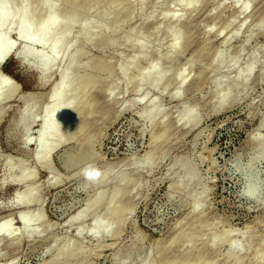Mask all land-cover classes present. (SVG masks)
Masks as SVG:
<instances>
[{
	"label": "rangeland",
	"instance_id": "obj_1",
	"mask_svg": "<svg viewBox=\"0 0 264 264\" xmlns=\"http://www.w3.org/2000/svg\"><path fill=\"white\" fill-rule=\"evenodd\" d=\"M131 1L136 13L122 22L111 35V42L98 38L85 48L83 71L87 76L84 82L88 74L94 72L87 70L90 60L102 67L96 78V112L86 118L95 89L72 102L67 119L76 117L77 122H87L86 130L82 129L78 139H71L52 154L53 174L36 161L42 123L35 115H40L45 108V98L29 102L31 113L22 115L26 101L21 97L31 93L47 96L51 85L60 84L61 78L55 76L51 84L42 86V71L33 67V56L25 64L12 55L0 65V79L5 77L16 88V95L3 103L0 117V220L10 218L12 228L17 230L21 228L18 220L21 212L34 217L40 211L45 223L41 235L17 244L0 237V264L8 261L45 264L62 247L66 250L62 264H68L70 252L80 247H84L85 254L78 257L75 264H160L159 248L163 249L172 237L180 234L187 226V218L191 219L190 215L195 212L201 214L198 220L206 225L201 229L205 237L197 241V246L207 260L224 264L234 250L240 249L242 264H254L255 256L264 252V159L251 165L248 150L252 136L264 139V29L254 27L257 20L264 17V0H248L249 12L243 15L238 12L242 10L243 0L239 3L202 0L198 4H193L192 0H158L159 3L145 0L143 11L139 0ZM52 2L45 0L40 10V0H31L30 20H38ZM64 2L57 1L54 18L64 13ZM117 13L113 12L105 25L117 21ZM168 14H174L175 19H166ZM249 15L251 18L247 20ZM98 20L104 23L102 17ZM168 25L173 26L167 31ZM135 27L145 36L141 35V45L150 46L148 58L140 49L131 48L132 38L126 44L122 42ZM156 27L159 30L150 42L149 36ZM184 29L186 35L182 34ZM249 29H254L253 36ZM1 34L6 42L16 44V49L23 48L16 30L4 29ZM171 36H176L177 41L170 58L174 69L169 72L166 51ZM80 37L77 26L66 45ZM229 37L228 45H223ZM33 51L36 55L46 52L38 46H34ZM216 52L230 59L239 54L238 64L215 71ZM134 57L137 62L133 65L128 59ZM156 57H160V61L154 64V71L165 80L172 78L166 89L149 87L152 80L149 77L137 85L140 77L134 85L126 83V75L141 74ZM191 59L195 62L192 66L189 65ZM252 60H255V68L246 85L234 88L225 105H217V80L227 86L234 85L238 74L244 73ZM120 64L125 68L123 75L119 71ZM179 68L186 83L183 88L173 80ZM150 74L153 77L154 73ZM176 89H181L178 98L172 96ZM142 95H146L143 101L140 100ZM151 104L159 109L154 122L141 116ZM191 106L196 114L189 122L198 120V124L188 129L180 112L183 107ZM61 129L69 138L79 132L66 129L64 124ZM87 141L89 143L84 144ZM145 155L151 168L138 170L137 164ZM65 156L78 158L75 164L64 165ZM181 160L196 171L195 179L186 190L175 187L177 175L181 173L178 166ZM7 161L21 162L34 175L31 183L38 188V193L28 208L13 205L15 194L23 191V185L11 181L2 185ZM17 171H14L16 176ZM104 174L107 180L100 182ZM51 176L59 180L58 183L56 179L49 182ZM122 177L130 185L137 184V188L130 187V193L123 199V210L128 209V212L120 228L114 221L110 224L111 233L97 238L89 235L93 224L91 214L69 224L88 200L100 191L112 192ZM249 182L256 190L252 197L244 194ZM103 211V208L98 210L100 214ZM78 225L84 230L80 237L76 234ZM158 241L161 244L157 246ZM189 247H173L170 254L181 256Z\"/></svg>",
	"mask_w": 264,
	"mask_h": 264
},
{
	"label": "bare ground",
	"instance_id": "obj_2",
	"mask_svg": "<svg viewBox=\"0 0 264 264\" xmlns=\"http://www.w3.org/2000/svg\"><path fill=\"white\" fill-rule=\"evenodd\" d=\"M30 1L31 0H0V31L4 29L7 32H10L11 30H16L17 35H19L21 39L20 41L22 42L23 46L21 50L16 49V44L6 42L4 35L1 34L0 65H2L6 60H8V58L12 55H15L16 59L19 58L23 60L25 64H27V62L33 56V58L35 57L34 59H32L34 60L32 61L34 65L33 67H35L39 71H42V86H48L49 84H51L55 76L61 78L60 84L58 83L55 85H51L47 96H44L40 93H31L28 97H21L22 100L26 101L22 115H28L29 113H31L32 109L30 108L29 102H38L39 98H45V108H43L42 113L40 115H35L36 118L39 117L42 123L40 133L38 134L39 145L38 154L36 155V161L43 167H47L51 174H53L52 167L50 166V158L52 154L63 146L69 144V141L71 139H74L76 137V139H78L79 134L82 133V129L86 130L87 122H77L76 117H73L69 120L67 119V113L72 108V102L77 98H83L88 90L96 88V85L98 83L96 78L98 76V72L102 69L101 66L95 65L93 63V59L90 60L86 67L87 70L91 69L94 72L88 74L87 81L84 82V78L87 76L86 72L83 71V59L86 54V46L90 42L98 40V38H101L100 40L108 39V42H111V35L118 30V27L122 25V22H124L126 18L131 17V14H135L136 11L133 8V3L131 0H126L125 2H121V0H65V11H63L64 13L61 14L57 19L54 18L53 13L54 10H56L58 0H53V2L50 3L45 9L44 15H41L38 20L31 21L29 18ZM241 1L242 0H233L234 3H239ZM243 1L244 4L242 6V10H238V12H240L242 15L249 12V5L247 4L248 0ZM250 1L255 2L256 0ZM201 2L202 0H192L193 4H198ZM44 3L45 0H40V10H43ZM139 3L141 6L140 9L142 10L145 6V0H139ZM115 11H118V20L112 21L113 23H111L110 25H105L106 22L111 20V15ZM99 17H102L104 19V23H101L98 20ZM175 17L176 16L174 14H168L165 18L171 19L173 21ZM80 18H84L83 21H85V23L82 20H79ZM249 18H251V15L248 16L247 20ZM244 25L245 24H243V26ZM77 26H79L80 28L81 37L77 39L74 43L70 42L69 45H66V43L69 41V36L72 34V31ZM172 26L173 25H168L167 31ZM254 27L258 28L259 30L264 29L263 16L257 20ZM132 30V33L126 34L122 38V42L126 44L128 43L129 39L132 38V43L130 45L131 48L135 50L140 49V51L146 53L147 58L150 57V46H143L140 43V41L142 40L141 30L136 27ZM156 30H159L158 27L154 28L153 33H151V35L149 36L150 42L153 39L152 36L155 35ZM249 30L250 36H253L254 29ZM182 34L186 35L185 29L182 30ZM234 34L232 35L234 36ZM142 36L145 37L144 35ZM230 37L225 38V40L223 41V45H228ZM176 41L177 37L171 36L166 51L169 60V64L167 65V71L169 72H172L174 69L170 58L171 54L174 52V49L176 47ZM34 46H38L42 48V51L46 50V52L39 53L36 55V53L33 51ZM239 57L240 55L238 54L234 58L230 59L225 55L216 52L213 59L214 70L217 71L224 68L236 67V65L238 64ZM128 60L133 65L134 62H137V60H135V57L134 59L129 58ZM159 61L160 57H156L155 59L150 60L146 68L139 75H126V83H133L134 85L135 81L138 79V77H140V81L135 84L137 85L140 84V82L147 81L149 77L152 79L149 87L154 90L166 89L169 86V83L171 82L172 78H168L167 80H165L160 73L154 71V64L158 63ZM193 63L195 62L191 59L189 61V65L192 66ZM123 64H120L119 68L121 75L125 73V68ZM254 68L255 60H252L246 68L245 72H240L238 74L237 80L232 86H227L223 82L218 80L216 83L214 82L217 105L223 106L227 102H229L232 90L239 86H245L246 83L249 81ZM176 71L178 72V74L174 77L173 80L178 85V87L183 88L186 83H184L183 79L181 78L182 68H179ZM150 73H154L153 77L150 76ZM15 89L16 88L13 87L12 82H9V80H7L5 77L0 79V117L4 109L2 107L3 103H5V101L13 98L16 95ZM96 91L97 89H95L94 94L89 102V112L86 116V118L88 119L95 115L94 113L96 112ZM180 93L181 89H176L172 93V96L174 98H178L180 96ZM145 98L146 95H142L140 100L143 101ZM158 110L159 109L155 106V104H151L141 114V116L145 119H150L152 122H154V117L157 115ZM195 114L196 110L192 106L183 107L180 112V118L182 121L185 122V127H187L188 129H193L198 124V120L189 122L193 117H195ZM61 124H64L66 126V129L68 130L72 129L79 132H76V134L72 136V138H69L67 137L68 133L65 132L64 129H61ZM262 125L264 127V119L262 120ZM59 132H61L62 135H59ZM47 140H49L50 142H47ZM250 141L251 143L248 145V150L250 151L249 162L251 165H253L257 161L264 159V139L262 137L254 135L252 136V138H250ZM87 143H89V141L84 144ZM151 152L152 150H150L148 154H150ZM77 158L78 156H65L62 158L63 164H75ZM137 165H139L137 167L138 170H140L141 168H151V165L148 164V155H145L140 164ZM178 166L181 170V173L177 175L178 181H176L175 187L177 189L186 190L190 186L191 182L195 179L196 171L194 168H189L185 160L179 161ZM5 167L6 173L5 177L2 179V185L11 181L12 183L18 186L23 185L24 187L23 191L17 192L15 194V202L13 205L22 206L25 208L30 207V204L33 202L35 196L38 193V188L33 183H31L34 178V175L29 173L25 165L21 162L15 164L14 162L7 161ZM15 170H18V176L15 175ZM51 177L52 178L49 179V182L51 180H53L54 182V179L56 178H53V176ZM106 180L107 174H104L101 177L100 182H105ZM58 181L59 180H57L56 183H58ZM130 184L131 183L126 181V178L122 177L117 181V185L112 192L108 193V190L98 192L92 199L87 201L86 206L83 209L78 211L70 219L69 224L80 222L85 218V216L91 214L93 217V224L91 225V228L89 230V235L91 234L92 236L97 238L99 236L105 237L109 235L111 233L110 224H113L114 221V223L120 228V225L124 220L125 213L128 212V209L123 210V199L130 193V187H132L133 189L137 188V184ZM251 185V183L250 185H248L247 192L244 193L248 197L254 196L253 194H255L254 192H256V190L253 189ZM100 208L104 209L103 214H100L98 212ZM122 211L124 213H121ZM116 215L119 216L116 217ZM200 215L201 214L197 212H195V214H191L190 216L192 218H187V226H185L186 228H184L180 234L172 237L169 240L167 246H165L163 249L162 247L159 248L158 253L160 256V264H217L215 260H207V256L205 257V255L202 253V249L198 248L199 246H197V241L200 242L205 237L201 234V229L204 230V228L206 227L205 223H201L198 220ZM18 220L21 224V228L17 230H14L12 228V220L10 218H4L0 220V237L5 238V240H8L10 244H17L23 239H31L35 236H39L42 233L41 229L44 230L45 223L42 220L40 211L34 217H30L29 213L21 212L18 215ZM83 232L84 230L82 229V226L78 225L76 229L77 236L80 237L82 234H84ZM245 241L247 242V240ZM156 244L158 246L161 244V242L158 241ZM184 245H189L190 247L181 256L170 254V251L173 250V247H181ZM65 252V248L62 247L45 264H62V259L65 255ZM236 252H238V254ZM241 253L242 251L240 249L234 250V253L224 262V264H242L243 260L240 257ZM83 254H85L84 247L72 250L69 255L70 259L68 264H75L76 259ZM254 261V264H264V252H262L261 254L258 253L255 256ZM5 264H12V262L8 261Z\"/></svg>",
	"mask_w": 264,
	"mask_h": 264
},
{
	"label": "snow or ice",
	"instance_id": "obj_3",
	"mask_svg": "<svg viewBox=\"0 0 264 264\" xmlns=\"http://www.w3.org/2000/svg\"><path fill=\"white\" fill-rule=\"evenodd\" d=\"M91 175V174H90Z\"/></svg>",
	"mask_w": 264,
	"mask_h": 264
}]
</instances>
